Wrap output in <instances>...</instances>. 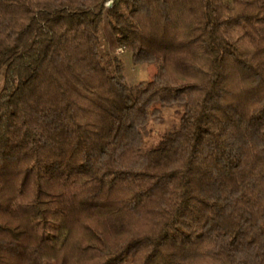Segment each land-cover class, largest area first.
I'll return each instance as SVG.
<instances>
[{
	"label": "trees",
	"instance_id": "16d2710c",
	"mask_svg": "<svg viewBox=\"0 0 264 264\" xmlns=\"http://www.w3.org/2000/svg\"><path fill=\"white\" fill-rule=\"evenodd\" d=\"M105 1L0 0V264H264V0Z\"/></svg>",
	"mask_w": 264,
	"mask_h": 264
},
{
	"label": "rangeland",
	"instance_id": "374dc122",
	"mask_svg": "<svg viewBox=\"0 0 264 264\" xmlns=\"http://www.w3.org/2000/svg\"><path fill=\"white\" fill-rule=\"evenodd\" d=\"M107 1L104 2V6H105L104 13L105 14L114 6V3L116 2V0H113L112 6L107 8L108 7V4H106ZM106 17L104 18L103 23H109V21L106 19ZM117 44L118 43L115 42L114 45L110 49H108V51H106L105 53L103 52L102 59L105 63H107L108 60L112 59L113 57L122 58V60H124V63H125V69H126L125 75L127 77V81L129 83V85H135L142 78L141 73L139 72V70H137V68H138L137 65H135L133 63L132 54L129 52V50H128V52L124 53L121 56H115L112 54L111 49ZM102 45L103 44L101 42V49H102ZM155 71H156V66L150 65V71H148L149 76H150V74H152ZM2 84H3V76H2V73H0V86ZM176 121H177V115L173 111V109H166V121H165V123L157 124L155 122H150L148 125H146L144 127L143 133L145 136L146 145L149 147L155 146L158 143L162 133L165 130L172 127Z\"/></svg>",
	"mask_w": 264,
	"mask_h": 264
},
{
	"label": "crops",
	"instance_id": "0c3cea01",
	"mask_svg": "<svg viewBox=\"0 0 264 264\" xmlns=\"http://www.w3.org/2000/svg\"><path fill=\"white\" fill-rule=\"evenodd\" d=\"M98 33L100 37V41L102 42V49L101 55L103 52L105 53L110 49L114 43L116 42V39L114 37V34L112 32L111 26L109 23H103L98 27ZM137 70L141 73V79L139 81H145L149 77V69L147 68L146 65H137Z\"/></svg>",
	"mask_w": 264,
	"mask_h": 264
},
{
	"label": "built area",
	"instance_id": "2783aa9c",
	"mask_svg": "<svg viewBox=\"0 0 264 264\" xmlns=\"http://www.w3.org/2000/svg\"><path fill=\"white\" fill-rule=\"evenodd\" d=\"M112 1H113V0H108V1L106 2V4H108V7H107V8H109V7L112 6V4H113ZM108 10H109V9H108ZM111 51H112V54H113V55H115V56H121V55H123L124 53L128 52V49L125 48V47H123V46H121V45H119V44H117V45H115V46L111 49Z\"/></svg>",
	"mask_w": 264,
	"mask_h": 264
}]
</instances>
